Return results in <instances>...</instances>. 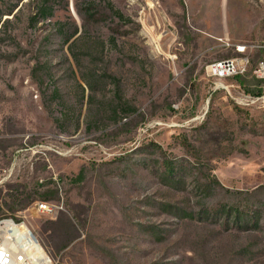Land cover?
<instances>
[{"label":"rangeland","instance_id":"374dc122","mask_svg":"<svg viewBox=\"0 0 264 264\" xmlns=\"http://www.w3.org/2000/svg\"><path fill=\"white\" fill-rule=\"evenodd\" d=\"M35 5L0 0V219L52 264H264V82L206 74L264 0Z\"/></svg>","mask_w":264,"mask_h":264},{"label":"built area","instance_id":"2783aa9c","mask_svg":"<svg viewBox=\"0 0 264 264\" xmlns=\"http://www.w3.org/2000/svg\"><path fill=\"white\" fill-rule=\"evenodd\" d=\"M235 56L216 60L206 67L209 78L222 81L243 76L250 71L264 82V43L232 44ZM38 210L52 213L46 201H38ZM24 220L12 216L0 219V264H52L48 252L40 244Z\"/></svg>","mask_w":264,"mask_h":264},{"label":"trees","instance_id":"16d2710c","mask_svg":"<svg viewBox=\"0 0 264 264\" xmlns=\"http://www.w3.org/2000/svg\"><path fill=\"white\" fill-rule=\"evenodd\" d=\"M109 6L112 10H114V7L112 5H109ZM54 12H55L54 0H36L35 14L30 18V22L31 24H36L40 20L44 21V20L50 19L54 16ZM114 12L119 18H124V16L119 10H115ZM166 166H167V169H166L167 173L165 174L167 175H164V179L167 182L168 181H173V182H178V183L181 182L180 181L181 179H176L174 177L171 178V176L173 175L172 172L175 169L169 164H167ZM221 213L226 214L227 216L234 215L236 222L243 220V222L246 223L250 221L249 219L250 217L247 219L243 211H239V209H236L234 207L223 206V208L221 209ZM253 224H255V222Z\"/></svg>","mask_w":264,"mask_h":264},{"label":"bare ground","instance_id":"6f19581e","mask_svg":"<svg viewBox=\"0 0 264 264\" xmlns=\"http://www.w3.org/2000/svg\"><path fill=\"white\" fill-rule=\"evenodd\" d=\"M27 228H28V226H27ZM29 229V228H28Z\"/></svg>","mask_w":264,"mask_h":264}]
</instances>
